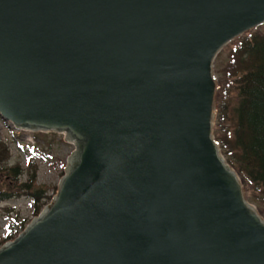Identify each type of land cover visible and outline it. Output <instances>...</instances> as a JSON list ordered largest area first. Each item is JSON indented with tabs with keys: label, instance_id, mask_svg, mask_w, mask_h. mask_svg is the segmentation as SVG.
<instances>
[{
	"label": "water",
	"instance_id": "1",
	"mask_svg": "<svg viewBox=\"0 0 264 264\" xmlns=\"http://www.w3.org/2000/svg\"><path fill=\"white\" fill-rule=\"evenodd\" d=\"M261 24L264 0H0L1 117L74 144L0 264H264L213 133L214 59Z\"/></svg>",
	"mask_w": 264,
	"mask_h": 264
},
{
	"label": "trees",
	"instance_id": "2",
	"mask_svg": "<svg viewBox=\"0 0 264 264\" xmlns=\"http://www.w3.org/2000/svg\"><path fill=\"white\" fill-rule=\"evenodd\" d=\"M218 55L214 66L218 64ZM226 72V78L219 80L214 135L227 162L244 182L260 192L264 202V31L250 30L236 38ZM32 161L29 159L25 163L29 171L24 184L29 187L27 193L36 201L38 197L44 199L46 191L41 195L40 189L35 188V193L30 191L36 180V164ZM9 163V149L0 140V179L4 181L6 176L22 185L20 176L24 168L21 170L17 161ZM12 195H16L13 189L0 187V201ZM35 208L38 214L41 206L37 204ZM18 225L22 227V222ZM15 233L13 230L6 239Z\"/></svg>",
	"mask_w": 264,
	"mask_h": 264
},
{
	"label": "rangeland",
	"instance_id": "3",
	"mask_svg": "<svg viewBox=\"0 0 264 264\" xmlns=\"http://www.w3.org/2000/svg\"><path fill=\"white\" fill-rule=\"evenodd\" d=\"M256 29L264 31V24L251 30ZM238 37L239 36L227 42L221 48L218 52L219 55L217 54L218 64H215L214 66L215 62L213 63V68L215 69L216 67L217 69L214 71L218 85L215 101L219 90V80H224L227 76L226 66L231 59V48ZM0 140L4 142L9 149L11 160L9 165L17 161L19 162L18 164L20 165L21 170L24 168L23 174L20 176L21 181H23L22 185L18 183L19 181L17 182L16 180H13V178L6 176H4V181L0 179V187H3L4 189L6 188L7 190L13 189V191L16 192V195H12L3 201H0L1 246L7 241L14 240L23 231L27 224L38 216L44 206L55 196L59 180L64 175V168L67 164L68 158L74 150V144L71 141L66 140L63 134L55 132H33L28 129L17 131L10 122L2 120L1 117ZM20 144L24 146L23 149L19 147ZM29 159H33V164H36V180L30 191L34 192L35 188L40 189V195L42 191H46L45 195L43 193V197L45 196V198L39 200L38 197V201H35L34 197L27 193L29 187L24 184L26 182L24 180H26L27 172L29 171L26 169L25 163H27ZM232 168L236 171L234 167ZM236 173L242 183L245 198L252 202L257 213L262 219H264V202L261 199L260 192H256L253 185L244 182L237 171ZM37 204L41 206L38 214H36L37 212L35 208ZM21 222L22 227H19V225L16 226V224ZM13 230H16L14 236L12 235L11 238L6 239L9 233Z\"/></svg>",
	"mask_w": 264,
	"mask_h": 264
}]
</instances>
